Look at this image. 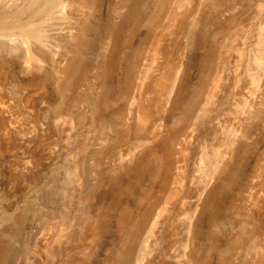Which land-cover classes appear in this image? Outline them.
I'll return each mask as SVG.
<instances>
[{"label": "rangeland", "instance_id": "1", "mask_svg": "<svg viewBox=\"0 0 264 264\" xmlns=\"http://www.w3.org/2000/svg\"><path fill=\"white\" fill-rule=\"evenodd\" d=\"M1 18L0 264H264V0Z\"/></svg>", "mask_w": 264, "mask_h": 264}, {"label": "bare ground", "instance_id": "2", "mask_svg": "<svg viewBox=\"0 0 264 264\" xmlns=\"http://www.w3.org/2000/svg\"><path fill=\"white\" fill-rule=\"evenodd\" d=\"M19 26H21V23L19 21H16L14 20L13 18L12 19H2L0 20V33L4 34V33H7V32H11L13 30H16L19 28ZM32 31V32H31ZM30 32L32 33L33 35V30H31ZM36 32V31H35ZM35 35V34H34ZM12 39V38H11ZM262 47V46H261ZM2 58V57H0ZM1 60H5L4 58L3 59H0ZM2 65V63H1Z\"/></svg>", "mask_w": 264, "mask_h": 264}]
</instances>
